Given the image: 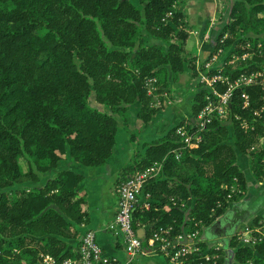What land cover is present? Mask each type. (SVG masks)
I'll use <instances>...</instances> for the list:
<instances>
[{"label":"trees","instance_id":"1","mask_svg":"<svg viewBox=\"0 0 264 264\" xmlns=\"http://www.w3.org/2000/svg\"><path fill=\"white\" fill-rule=\"evenodd\" d=\"M184 1L0 0V264H52L44 259L48 253L56 261L75 255L82 234L78 225L88 217L87 198L83 174L61 165L68 158L86 165L105 162L119 126L129 128L130 104L139 105L144 122L161 110L173 87L170 71L176 80L185 70L181 52L190 34ZM214 32L217 48L233 51L235 44L239 53H252L227 72L261 66L264 0H228ZM158 74L160 106L152 104L144 86L146 76ZM249 89L247 108L239 90L234 92L231 134L224 118L216 117L199 146L177 159L173 150L183 140L173 126L123 168L125 176L127 170L163 161V172L145 186L150 206L139 204L133 213L134 225L145 226V235L168 223L173 232L196 221L198 227L210 225L246 188L238 151L248 154L255 176L264 177V111L253 114L264 95L257 86ZM203 102L202 92L193 99L194 114ZM236 113L255 117L256 127L244 130ZM184 122L190 131L198 126L194 116ZM262 218L263 212L248 223ZM228 238L237 247L238 262L252 258L264 264V238L253 245H238L235 233ZM70 239L77 241L75 248Z\"/></svg>","mask_w":264,"mask_h":264},{"label":"crops","instance_id":"2","mask_svg":"<svg viewBox=\"0 0 264 264\" xmlns=\"http://www.w3.org/2000/svg\"><path fill=\"white\" fill-rule=\"evenodd\" d=\"M228 0H185L183 5L184 20L189 30V37L186 44V53L192 56L193 65L197 59L203 58L217 49L216 34L214 32L216 24L219 22L223 9ZM227 36V35H225ZM201 57V58H200ZM202 60V61H203ZM189 82V84H188ZM186 83L187 86L193 84L192 78ZM185 85V86H186ZM184 87V86H183ZM180 89L172 87L173 99L164 103L161 110L149 122H144L136 112L128 113L129 128L120 125L117 130L116 143L113 152L107 157L105 162L99 165H86L66 159L61 167H71L83 174L82 193L87 198L88 217L86 222L79 224L78 228L83 232L87 228H93L98 241L104 249L111 255L117 256L121 260L127 259L125 246L119 235H115L109 224L113 220L118 196L116 185L122 177L132 172L127 170L124 174L123 168L130 165L136 154L140 156L146 152V143L160 140L166 136L168 130L173 126H179L185 120L195 116L193 111L194 96H184L179 93ZM193 92V88L190 89ZM171 96V95H170ZM169 118L172 125L166 124ZM131 131L135 132L134 141L131 139ZM238 164L245 169L247 184L243 195L231 201L225 211L221 213L210 225L201 224V236L205 240L222 239L225 251V260L222 264H234L235 252L228 238L243 225L252 221L256 215L264 211V177L255 176L247 153L238 151ZM185 164H182V166ZM249 170L248 173L246 170ZM56 170L52 172L54 174ZM128 172V173H127ZM163 172V167L160 174ZM121 177V178H120ZM234 187V185L232 186ZM235 189V187H234ZM143 196H141L142 198ZM139 231L145 235V226H141ZM146 245V244H145ZM69 246L76 247L77 241L69 240ZM148 248V245H146ZM49 254V253H48ZM51 255V254H50ZM129 264H171L170 261L160 253L148 252L141 254Z\"/></svg>","mask_w":264,"mask_h":264},{"label":"built area","instance_id":"3","mask_svg":"<svg viewBox=\"0 0 264 264\" xmlns=\"http://www.w3.org/2000/svg\"><path fill=\"white\" fill-rule=\"evenodd\" d=\"M225 48L219 46L216 52L198 64L196 62L197 76L193 84H203L207 89L204 102L194 118L197 120V128L190 131L186 122L177 127L183 144L174 148L175 157L179 159L185 149L199 146L204 138V132L214 118H224L230 112L233 103L234 92L238 89V97L242 107L247 108L252 104L251 87L257 86L264 95V63L250 70L242 71L237 75L226 71L228 64L235 63L237 59L246 58L249 51L241 54L229 53V59L222 66L215 64L219 56L224 53ZM264 104L254 108L255 117L262 115ZM235 117L239 120L244 130H252L256 127L255 117L248 118L238 113ZM163 161L155 159L142 168L122 177L116 185L118 196L116 211L109 227L115 235H119L127 253V259L121 260L117 256L109 254L98 241L93 228L84 230L80 237L76 253L61 261L46 254L44 259L52 264H129L141 254L148 252L163 254L171 264H219V251L223 248L219 241L211 247H204L199 240V227H187L179 232H173L171 223L160 225L153 229L150 234L142 235L133 223V213L140 204L144 207L150 206V193L145 191V186L151 177L160 173ZM141 196H143L141 198ZM199 221L195 222V225ZM237 238L247 245H253L264 238V212L259 224L248 223L236 233ZM148 248H146V245ZM211 248H214L213 250ZM244 264H254L248 260Z\"/></svg>","mask_w":264,"mask_h":264},{"label":"rangeland","instance_id":"4","mask_svg":"<svg viewBox=\"0 0 264 264\" xmlns=\"http://www.w3.org/2000/svg\"><path fill=\"white\" fill-rule=\"evenodd\" d=\"M171 14V12L169 11L168 12V15H170ZM184 26H186V28H188L189 30H190V27H188L187 26V24H186V22H185V25ZM226 37V36H225ZM230 49H232L233 51H230V50H228V52L230 53H235V54H241V53H243V52H245V51H243V52H241V53H239L240 51H236V50H234V49H236V47H235V44H232V46L230 47ZM228 52H227V50L225 49L224 50V53H222V55H220L219 56V58H218V60L215 62V64H219L218 66H222L221 64H223V62L225 61V60H227V59H229V57H231V55H228ZM181 54H182V57H184V63H183V65L185 66V70H184V72H182L179 76H178V78L175 80V78H174V76H173V73H172V71H170V73H169V80H170V84H171V86H174V87H176L177 89H180L179 90V93H184V96H189L191 93L193 94V96H194V98H195V96L196 95H200L202 92L204 93V95H205V93L207 92V89L205 88V86L203 85V84H197V85H195V84H192L191 85V88H193V92H191L190 91V85L189 86H187L186 85V83L188 82V80H190V76H191V78H192V82H193V80H195V78H196V76H197V69H196V63L193 65V60H191V58H192V56L191 55H189V53H186V51L184 50V51H182L181 52ZM250 55H248L246 58H248V57H250V56H252L251 54L252 53H249ZM209 55H211L210 53H208L206 56H205V59H207L208 57H209ZM201 58V57H200ZM202 60H203V58H201ZM204 59V60H205ZM241 59V58H240ZM240 59H237L236 61H235V63H232V64H228V65H225L226 67H228V68H231V67H233L236 63H237V61L238 60H240ZM202 60H200L199 58L197 59V61L196 62H198V64L199 63H201L202 62ZM262 61V60H261ZM260 60H259V62H261ZM262 64V63H261ZM230 70V69H229ZM232 70V69H231ZM195 72V73H194ZM161 76L162 75H155V76H146L145 78H144V86H145V88L147 89V92H148V94H150L151 96H152V104L153 105H156V106H160L161 104H162V102H163V100L161 99V93H160V91H159V86H160V82H159V79L161 78ZM188 84H189V82H188ZM186 85V86H185ZM184 86V87H183ZM173 94H174V92H172ZM171 95V96H170ZM173 96L174 95H172V94H170V93H168V94H166L165 95V97H164V102H166V103H169V102H171V99H173ZM199 100H201L202 101V99L201 98H199ZM91 101H92V103H96V100H95V98H94V96H92L91 97ZM138 108H139V105L138 104H136V103H132V104H130L129 105V109H128V112L129 113H132V112H136V114L138 113ZM138 115V114H137ZM224 120H225V122H226V124L227 125H225L224 126V128L225 129H227L228 130V132H229V134H231V132H232V118L229 116V115H227L226 117H224ZM168 123V125H172V122H171V120L169 119V118H166V124ZM184 123V122H183ZM225 124V123H224ZM222 136H223V133H222ZM229 137H232V135H230ZM230 140H231V138H230ZM243 168H241V166H240V169L244 172V170L243 169H245L244 168V166H242ZM248 169L246 170V172L248 173ZM245 173V172H244ZM249 174V173H248ZM245 175H246V173H245ZM235 187V189H237L236 188V186H234ZM234 187H232V189H234ZM234 189V190H235ZM262 201H264V200H262ZM264 212V211H263ZM261 220V219H260ZM260 223V221L258 222V223H254L255 225L256 224H259ZM197 225H195L194 224V227H196ZM193 227V226H192ZM242 228V227H241ZM241 228H239V230L241 229ZM202 230H204V228L202 227V229H201V231ZM239 230H237V231H239ZM201 231H199V235H198V237H199V240H201V243H202V241H204L205 242V244H206V247H211V246H213V245H216L220 240H222V239H214V240H205L204 238H202V237H200L201 236V234H203V233H201ZM237 231L236 232H234L235 234L237 233ZM236 238H237V236H236ZM229 239V238H228ZM231 239V238H230ZM229 239V240H230ZM222 242V241H221ZM237 243H238V245H245L246 243H243V242H241L238 238H237ZM203 245V244H202ZM251 245V244H250ZM234 248H232L234 251L236 250V248L237 247H235V246H233ZM220 251H222L223 252V255H224V257H225V251H224V247L223 248H221L220 249ZM220 251H219V254L221 255V253H220ZM234 251H233V253H234ZM161 254V253H160ZM220 255H219V257H220ZM235 255V254H234ZM162 256H164L163 254H162ZM248 260H250V261H252L253 263H254V261H253V259L252 258H247V259H245L244 261H237V259H236V257H235V263L237 262V264H244V263H246ZM224 260H222V262H223ZM234 263V264H235Z\"/></svg>","mask_w":264,"mask_h":264}]
</instances>
